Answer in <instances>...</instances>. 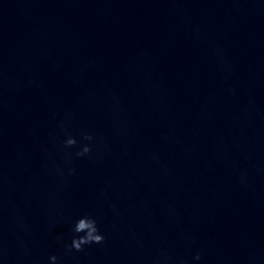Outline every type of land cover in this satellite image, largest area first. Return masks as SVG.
<instances>
[{
    "label": "water",
    "instance_id": "water-1",
    "mask_svg": "<svg viewBox=\"0 0 264 264\" xmlns=\"http://www.w3.org/2000/svg\"><path fill=\"white\" fill-rule=\"evenodd\" d=\"M0 264H264V0H0Z\"/></svg>",
    "mask_w": 264,
    "mask_h": 264
}]
</instances>
